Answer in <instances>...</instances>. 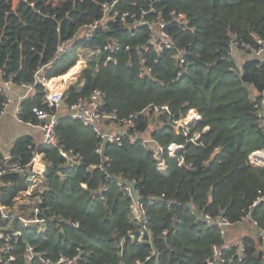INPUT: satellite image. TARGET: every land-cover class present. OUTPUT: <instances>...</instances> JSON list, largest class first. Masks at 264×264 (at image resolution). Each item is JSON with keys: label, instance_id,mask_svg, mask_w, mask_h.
Returning a JSON list of instances; mask_svg holds the SVG:
<instances>
[{"label": "trees", "instance_id": "1", "mask_svg": "<svg viewBox=\"0 0 264 264\" xmlns=\"http://www.w3.org/2000/svg\"><path fill=\"white\" fill-rule=\"evenodd\" d=\"M101 1L26 0L13 7L11 0H0V70L17 86L32 84L35 70L54 58L60 41L100 19ZM121 1L122 10L153 3L169 22V11H175L186 17L189 29L183 30L171 19L167 32L174 48L159 55L152 48L138 52L148 41L146 30L130 37L123 26L113 23L98 28L90 41L80 39L77 44L92 48L120 43L121 49L113 55L116 62L104 66L106 54L95 55L65 91L64 102L72 104L99 89L106 94V106L120 118L151 104L168 106L175 118L194 109L189 115H201L199 129L207 126V131L190 142L192 134H175L163 118L157 123L160 128L149 131V126L155 125L154 116L145 113L135 121L140 133H149L164 147L186 145V160L179 165L165 154L168 170L161 174L148 148L123 141L105 150L110 159L108 179L99 169H88L99 165L101 157L94 152L97 138L92 129L78 121L60 118L55 147L40 146L30 135L20 136L10 151L13 158L28 164V146L33 145L48 163L47 185L41 195L47 215L43 232L33 227L22 229V238L14 241L16 254L29 243L38 256L51 261L63 254L78 256L79 264H206L212 246L221 244L219 230L207 228L196 215H221L235 225L250 212L257 227L264 230V207L250 209L255 199L264 195V168L253 167L248 161L251 152L264 148V129L258 125L252 101L253 95L264 91V56L253 55L264 44V0ZM231 41H236L245 55L241 65L230 55ZM179 51L183 63L175 58ZM142 55L151 75L138 78ZM76 58L75 52L61 57L48 77L65 74ZM41 97L39 88L35 97L22 102L23 122H36L31 109L42 107ZM3 102L0 95V111ZM59 149L78 153L81 163L62 172L65 161ZM116 178L133 182L141 198L160 200L146 208L151 243L138 242L142 225L134 220L129 202L113 183ZM105 183L108 189L100 193ZM22 189L19 185L1 192L2 204L13 205ZM68 220L77 222V227L64 223ZM13 226L18 228L17 221ZM234 233L232 229L231 236ZM243 243L245 258L231 264H263L260 244L249 237H244ZM153 248L156 254L147 259ZM230 256L226 252L225 261L218 264H229ZM9 264L27 263L18 258ZM30 264L43 262L37 257Z\"/></svg>", "mask_w": 264, "mask_h": 264}, {"label": "built area", "instance_id": "2", "mask_svg": "<svg viewBox=\"0 0 264 264\" xmlns=\"http://www.w3.org/2000/svg\"><path fill=\"white\" fill-rule=\"evenodd\" d=\"M13 7L14 0H11ZM26 1V0H18ZM171 1V0H155ZM121 0H102L99 2L101 17L99 20L89 22L77 29L76 33L65 41H60L54 58L43 66H39L33 76L32 84L22 83L15 85L6 77V73L0 70V95L3 97L0 118L6 113L8 105L13 100L11 92L14 86L21 88L24 92L17 96V105L14 110V119L18 124H25L27 126L36 127L40 131V146L55 147L59 140L56 134V126L62 116L68 117L70 120L78 121L83 126L92 129L97 142L95 144L94 152L101 157V163L97 166H90L88 169L97 168L104 175L106 179L109 178L106 167L109 165L110 159L106 155V149L111 144L120 145L123 141L131 144H139L141 147L150 150L153 161L157 165V171L161 174L167 173V164L164 155L176 159L179 165L186 160L183 153L187 152L186 145L169 144L166 147L160 145L154 140L149 133H140L135 126V121L146 113V115H153V122L158 128L162 125L157 124L163 118L167 126L177 135L189 136L190 142H195L199 139L203 128L199 129V125L203 122L201 115L192 117L190 123H187L190 110L184 117L175 118L170 109L166 105L151 104L141 111H135L125 118H120L115 110H110L106 106V94L99 90H92L88 96L79 97L72 104L64 102L63 96L66 89H59L52 87L50 82L53 78L48 77V72L53 67L54 63L61 57L68 53L75 52L78 59L83 58V64L73 76L78 78L82 71L87 67L91 59L101 53L106 54L103 65L115 63L113 58L114 52L121 49L120 43L112 45H102L96 47H83L78 45V40L82 39L85 42L90 41L94 32L98 28H104L109 23L123 26L124 33L130 37H135L141 30L148 32V41L142 45L138 52L140 54L147 53L152 48L157 54H161L165 50L171 51L174 46L171 41V36L167 32L171 19L176 21V25L183 30L189 29V22L182 14H177L175 11H169L168 17L170 22L164 15L162 10H156L153 3H149L146 8L136 7L134 10H122ZM236 41H231L229 51L230 55L235 58V51L239 50ZM254 57L264 56V44L261 43L258 50L253 52ZM175 58L180 63L184 62L183 53L177 52ZM155 60L154 62H156ZM73 64V65H74ZM141 68L138 71V78L149 77L151 75V67L146 66V58L141 56ZM72 65V66H73ZM71 66V67H72ZM70 67V68H71ZM69 68V69H70ZM70 79V80H71ZM65 81V80H63ZM42 89L41 105L42 107H33L31 112L36 119L35 123H25L21 119L22 116V102L33 98L37 95L38 89ZM252 101L256 111V118L258 125L264 129V91L260 96L253 95ZM161 118V119H160ZM171 119L173 120L171 123ZM160 122H159V121ZM157 128V127H156ZM155 128V129H156ZM157 128V129H158ZM30 161L23 165L19 158H13L10 154L0 155V193L7 192L16 186L23 185L20 194L14 199L13 205L2 204L0 199V264H9L16 261L18 258H23L27 264H30L35 258H41L43 264H79L78 256H67L60 254L55 261L44 259L38 256L34 247L26 243L22 252L16 254V247L14 241L22 238V229L35 228L39 232L44 231V210L42 207V194L47 185V168L48 163L45 161L44 153L39 152L37 147L29 145ZM60 156L64 159L65 164L61 167L62 172L70 171L75 165L81 163V157L78 153L72 151H64L59 149ZM248 161L253 167L264 168V148L253 151L248 155ZM39 164V167L38 165ZM14 176L15 179L11 177ZM113 183L121 192L122 196L129 202L131 215L137 223L142 225V229L137 236L139 243H151L152 233L147 231L146 226L149 218L147 217L146 208L160 201L159 199H144L141 198L135 184L131 181L116 178ZM85 187L84 184L81 185ZM108 185L102 184L100 193L106 191ZM264 207V195H259L250 206L253 209L258 206ZM190 207V206H189ZM27 211V212H26ZM200 223L207 228H217L219 230V237L221 244L212 246L211 258L206 261V264H218L224 262V254L231 253L227 263L232 261H241L246 256V248L243 243L244 237H249L254 242L260 244L259 255L264 264V230L257 227V223L252 219L250 212L246 213L239 222L231 225L227 219L221 215L211 217L207 214L196 215ZM14 221H17L18 228L13 226ZM64 223L77 227V222L65 221ZM235 229V233L231 236L230 231ZM133 238L134 235L130 234ZM20 241V240H19ZM157 250L152 249L151 254L147 256L149 259L155 255Z\"/></svg>", "mask_w": 264, "mask_h": 264}, {"label": "crops", "instance_id": "3", "mask_svg": "<svg viewBox=\"0 0 264 264\" xmlns=\"http://www.w3.org/2000/svg\"><path fill=\"white\" fill-rule=\"evenodd\" d=\"M15 1L16 0H14V3ZM17 1L14 5L17 4ZM244 57L245 55H243V52L241 50L235 51V60L238 65L242 64ZM75 64L73 65L72 68H75L78 63L76 62ZM23 92L24 91L21 88L16 86L13 87L11 92V96L13 100L8 105L6 109V113L0 118V155L10 154L14 142L22 135H30L34 139L35 143L38 144L41 141L40 131L38 130V128L27 126L25 124H18L14 119L13 114L18 102L17 96L22 95ZM205 131H207V126H203V132Z\"/></svg>", "mask_w": 264, "mask_h": 264}, {"label": "bare ground", "instance_id": "4", "mask_svg": "<svg viewBox=\"0 0 264 264\" xmlns=\"http://www.w3.org/2000/svg\"><path fill=\"white\" fill-rule=\"evenodd\" d=\"M83 58L82 59H78V61H77V68L75 67V68H70L68 71H69V73H68V75H67V79H69V78H71V77H73L74 75H75V73L78 71V69L82 66V64H83ZM67 71V72H68ZM67 72L65 73V74H63V75H61V76H59V77H55L54 79H52L51 80V82H50V85L52 86V87H55V88H62V87H64L63 85H64V83L63 82H61V80H64V77L66 76V74H67ZM61 83V84H60ZM195 115H193V114H190L189 116H188V119H187V123H190V121H191V119H192V117H194ZM183 155H184V153H183ZM38 165V167H39V164H37Z\"/></svg>", "mask_w": 264, "mask_h": 264}, {"label": "rangeland", "instance_id": "5", "mask_svg": "<svg viewBox=\"0 0 264 264\" xmlns=\"http://www.w3.org/2000/svg\"><path fill=\"white\" fill-rule=\"evenodd\" d=\"M75 65H76V64H75ZM68 73H69V72H68ZM68 73H67L66 76L64 77V80H65V81L61 80V82L64 83V87L59 88V89H61V90H63V89H66V90H67L68 87H69V85L72 84V83H75V82L77 81V79L80 77V76H79V77L76 78L75 80H74V79H71V78H74V77H71V78L67 79V75H68ZM70 79H71V80H70ZM152 122H153V121H152ZM156 127H157L156 125L151 124V125L149 126V131L154 130Z\"/></svg>", "mask_w": 264, "mask_h": 264}, {"label": "water", "instance_id": "6", "mask_svg": "<svg viewBox=\"0 0 264 264\" xmlns=\"http://www.w3.org/2000/svg\"><path fill=\"white\" fill-rule=\"evenodd\" d=\"M44 214L47 215V210H44ZM20 240V237L18 238V241ZM48 264H52V263H48Z\"/></svg>", "mask_w": 264, "mask_h": 264}]
</instances>
